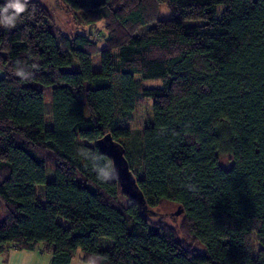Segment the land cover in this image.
I'll list each match as a JSON object with an SVG mask.
<instances>
[{
	"label": "trees",
	"instance_id": "obj_1",
	"mask_svg": "<svg viewBox=\"0 0 264 264\" xmlns=\"http://www.w3.org/2000/svg\"><path fill=\"white\" fill-rule=\"evenodd\" d=\"M62 2L88 28L62 33L37 0L0 28V253L264 264V0ZM163 3L171 15L160 19ZM108 133L148 208L176 205L177 220L121 203L97 145Z\"/></svg>",
	"mask_w": 264,
	"mask_h": 264
},
{
	"label": "rangeland",
	"instance_id": "obj_2",
	"mask_svg": "<svg viewBox=\"0 0 264 264\" xmlns=\"http://www.w3.org/2000/svg\"><path fill=\"white\" fill-rule=\"evenodd\" d=\"M40 3H42L48 10L49 13L51 15V17L53 18L55 24L57 25V27L60 29V31L66 35H73L77 32H82L83 31V27H87L88 25L83 24V26H80V23H78V18L77 20L75 19L74 16H76L75 14H72L70 11H68V9L65 8L64 3L62 2V0H37ZM171 15L170 9L168 8V6L166 4H161L160 8H159V18L163 19V18H169ZM186 25H194L197 24L196 21H186L185 22ZM103 25L104 22L101 20L98 24H97V29L101 30L103 29ZM97 31V36H98V32ZM98 60H99V56L94 58V68L98 69ZM160 82L158 80H147L144 82L145 85L147 86H153V85H158ZM51 98H50V92H46L45 93V120L47 125H49V127L52 126V117H51ZM149 113V114H148ZM144 114H145V123L149 122V118L151 115V99L150 98H146L144 100ZM49 152V151H48ZM51 156L47 155V160H46V182H50L54 179V166L51 160ZM38 191L42 190V186H38ZM128 197H126L125 195H121L120 196V201L123 204H127L128 203ZM0 206H1V212H0V220L2 221L4 219V212H3V202L0 201ZM156 212H159V214H163L166 218L167 221H175L177 220L180 215H175V219H173L172 214L177 210V206L173 205L171 203H166L163 206H160L158 209H156ZM154 215L153 213L150 214ZM258 243L255 240V236L253 237V252L255 253L258 249Z\"/></svg>",
	"mask_w": 264,
	"mask_h": 264
},
{
	"label": "water",
	"instance_id": "obj_3",
	"mask_svg": "<svg viewBox=\"0 0 264 264\" xmlns=\"http://www.w3.org/2000/svg\"><path fill=\"white\" fill-rule=\"evenodd\" d=\"M97 145L100 151L110 158L115 178L122 194L136 201L143 212L149 214L153 213L154 216L158 215L159 212H156L155 209H149L145 204L143 194L137 185V178L130 170L129 164L125 158L123 147L112 139L110 133L99 139ZM180 213L181 209L177 207V210L173 214L179 215Z\"/></svg>",
	"mask_w": 264,
	"mask_h": 264
},
{
	"label": "crops",
	"instance_id": "obj_4",
	"mask_svg": "<svg viewBox=\"0 0 264 264\" xmlns=\"http://www.w3.org/2000/svg\"><path fill=\"white\" fill-rule=\"evenodd\" d=\"M51 255L37 250H19L9 248L6 252L0 253V264H50ZM70 264H87L80 258V251L72 259Z\"/></svg>",
	"mask_w": 264,
	"mask_h": 264
},
{
	"label": "clouds",
	"instance_id": "obj_5",
	"mask_svg": "<svg viewBox=\"0 0 264 264\" xmlns=\"http://www.w3.org/2000/svg\"><path fill=\"white\" fill-rule=\"evenodd\" d=\"M29 9L30 0H2L0 2V28L9 30L14 28L23 14H31ZM89 264H95V260L90 259Z\"/></svg>",
	"mask_w": 264,
	"mask_h": 264
}]
</instances>
